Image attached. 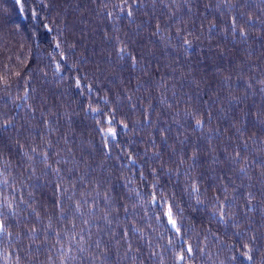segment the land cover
<instances>
[{"label":"trees","instance_id":"1","mask_svg":"<svg viewBox=\"0 0 264 264\" xmlns=\"http://www.w3.org/2000/svg\"><path fill=\"white\" fill-rule=\"evenodd\" d=\"M0 222V264H264V0H0Z\"/></svg>","mask_w":264,"mask_h":264},{"label":"snow or ice","instance_id":"2","mask_svg":"<svg viewBox=\"0 0 264 264\" xmlns=\"http://www.w3.org/2000/svg\"><path fill=\"white\" fill-rule=\"evenodd\" d=\"M134 2H135V0H134ZM15 3H16V5L18 6L19 11H20L21 13H23V11H24V0H15ZM33 15H35V13H33ZM109 15H111V13H109ZM128 15H129V16L132 15L130 9H129V11H128ZM125 51H126V49H123V48L120 49V52H121V53H123V52H125ZM203 124H204V121H203V120H196V125H197V127H203ZM107 131H108L109 134L115 135V132H114L113 129H108ZM56 171H57V173H59V169H56ZM241 171H243V169H242ZM193 191H198V189H197L196 187H194V188H193ZM249 202H250V201H249ZM152 203H153V204H156V203H157V200H156L154 194H153ZM77 208H79V204H77ZM164 215H165V217H166V219H167V223L171 226V228H172L177 234H179L180 231H181V229H180V227L178 226L176 219H174V217H173V212H172V208H171L170 205L168 206L167 211L164 212ZM220 215H221V218H222V217H223V213L221 212ZM4 231H5V227H4L3 223L0 222V233H3ZM253 239H255V238L253 237ZM243 247H244L245 249H247V251L243 252V253H242V256L246 257V258L250 261V260L252 259L251 255H249L251 249L249 248L248 245H243ZM184 251H186V252H188L189 254H191V253H192V248H191V246L189 245L187 248H183L182 251H181V253L178 254L177 258H178L179 260H181V261L185 260V256L183 255V252H184ZM233 259H235V257H233Z\"/></svg>","mask_w":264,"mask_h":264}]
</instances>
